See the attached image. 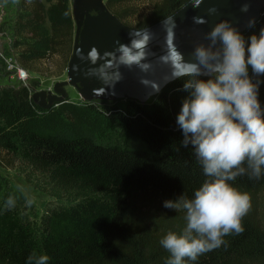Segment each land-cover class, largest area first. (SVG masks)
Returning <instances> with one entry per match:
<instances>
[{"label": "trees", "instance_id": "obj_1", "mask_svg": "<svg viewBox=\"0 0 264 264\" xmlns=\"http://www.w3.org/2000/svg\"><path fill=\"white\" fill-rule=\"evenodd\" d=\"M186 1L154 0L151 13L131 26L153 24ZM116 5L109 1L107 8L125 22L128 9ZM20 9L13 30L20 65L41 71L42 61L64 51L70 61L74 25L68 0L49 7L43 0H20ZM262 28L264 14L241 34L248 42ZM249 75L261 81L258 98L264 107V75L255 76L251 66ZM183 83L172 81L150 104L120 99L85 107L100 122L95 136L54 127L50 108L30 100L25 89L0 93V122L10 127L0 131V142L27 167L28 181L51 198L43 213L30 219L19 208L26 204L24 196L0 178V264H29L33 253L46 254L48 264H167L170 253L159 241L173 229L182 232L184 213L166 208L172 214L168 224L139 227L133 205L138 194L162 207L180 195L191 198L208 179L192 146L181 144L176 120L188 95ZM229 183L252 196L264 189V174ZM10 195L16 204L7 209ZM242 223L243 233L225 236V245L196 261L186 258V264H264V228L252 207Z\"/></svg>", "mask_w": 264, "mask_h": 264}, {"label": "clouds", "instance_id": "obj_2", "mask_svg": "<svg viewBox=\"0 0 264 264\" xmlns=\"http://www.w3.org/2000/svg\"><path fill=\"white\" fill-rule=\"evenodd\" d=\"M192 3L199 7L201 0ZM247 10L244 5L242 11ZM194 19L206 23L202 17ZM254 23L250 20L249 26ZM163 27L165 51L158 62L168 68L164 82L183 79L182 90L188 93L176 120L183 133L181 144L192 146L208 177L191 198L180 195L163 202L165 208L184 213L186 226L180 233L167 232L159 243L170 253L167 264H186V258L196 261L225 245V236L243 233L242 220L251 209V197L229 182L244 175L259 179L264 174V107L258 98L261 81H253L249 75V66L255 76L264 75V28L246 42L230 21L221 20L205 34L207 43H198L191 59L186 60L175 44L172 16L163 21ZM129 36V43L117 41L113 51L101 54L93 46L87 55L82 50L77 53L82 61L95 65L85 75L101 81L103 86L93 89L97 96L104 94L106 87L114 89L123 79L121 67H135L144 73L153 69L148 60L155 55L148 47L153 33L146 28L134 29ZM140 83L150 86L152 93L160 91L158 81L141 77ZM18 190L27 205L35 202L23 186ZM15 204V196L5 201L7 209ZM28 260L29 264H48L49 257L33 253Z\"/></svg>", "mask_w": 264, "mask_h": 264}, {"label": "water", "instance_id": "obj_3", "mask_svg": "<svg viewBox=\"0 0 264 264\" xmlns=\"http://www.w3.org/2000/svg\"><path fill=\"white\" fill-rule=\"evenodd\" d=\"M244 5L248 6L246 12L242 11ZM72 7L76 31L67 69L68 79L56 82L53 94L46 90L36 91L33 94V99L43 109L63 103L67 97L66 87L68 85L75 86L85 99H134L139 102H147L159 95L168 84L174 81L164 82L163 78L168 72V68L158 62V57L165 51L166 32L163 21L168 16H172L175 21V44L184 54L185 59L189 60L194 47L201 42L207 43L205 34L219 21L226 19L240 32H243L250 27V20H254L256 23L264 14V0H201L199 7H195L192 0H187L161 20L142 28H135L112 13L103 0H74ZM210 9L216 11L210 12ZM196 17H202L206 23H196L194 19ZM144 28L153 33V39L148 46L149 50L155 54L148 57V60L153 64V69L144 73L135 67L132 69L121 67L123 79L115 84L114 89L105 86V93L97 96L93 89L102 87L101 81L85 75L88 68L95 67V65H91L88 61H82L77 53L82 50L87 55L93 46L101 54L105 51H113L118 47L117 41L129 43V33L134 29ZM98 63H102V61ZM141 77L160 82V91L152 93L150 86L146 87L140 83Z\"/></svg>", "mask_w": 264, "mask_h": 264}, {"label": "rangeland", "instance_id": "obj_4", "mask_svg": "<svg viewBox=\"0 0 264 264\" xmlns=\"http://www.w3.org/2000/svg\"><path fill=\"white\" fill-rule=\"evenodd\" d=\"M73 1L68 0L74 25L73 38H75L76 23L73 17ZM103 1L106 6L109 1H111L113 6L117 4L115 9H128L130 15L125 19V22L129 25H134L144 20L151 13L154 4V0ZM43 2L49 7L56 0H43ZM20 13V0H0V93L3 92L9 95V92L25 89L28 91L29 99L34 100L33 94L36 91L46 90L53 94L55 93V83L68 79L67 69L69 61L67 56L69 57V54L68 51H64L62 55L59 54L42 61V64H40L41 71L28 70L27 84L21 83L13 75L10 76L12 71L6 68L4 58L7 57L8 59L12 55L18 58L17 53L20 52V49L13 47L15 41L13 30ZM66 91L67 97L65 101L50 108L51 124L65 132L86 133L95 136L100 130V122L93 115L87 113L85 107H101L102 105L111 104L115 100L103 98L85 99L73 85H68ZM151 102L152 98L142 103L150 104ZM9 130L10 127L8 125L0 122L1 132H8ZM27 176V167L0 142V178L13 191L20 193L18 186H23L31 196L35 197V202L31 206L25 203L19 205L23 214L30 219H35L43 213L51 198L46 192L36 188L28 181ZM20 195L22 194L20 193ZM250 197L251 207L256 211L264 228V189L257 191ZM133 217L137 220L139 227L151 226L157 228L162 224H168L172 214L169 213L168 215L166 208L160 205H153L143 195L138 194L134 199ZM171 231H174V229Z\"/></svg>", "mask_w": 264, "mask_h": 264}, {"label": "built area", "instance_id": "obj_5", "mask_svg": "<svg viewBox=\"0 0 264 264\" xmlns=\"http://www.w3.org/2000/svg\"><path fill=\"white\" fill-rule=\"evenodd\" d=\"M4 59L6 62V68L12 71L10 73V76L13 75V77H16L21 83L27 84L29 77L28 70H26V68L20 65L17 57L12 55V57L8 59L7 57H5Z\"/></svg>", "mask_w": 264, "mask_h": 264}]
</instances>
